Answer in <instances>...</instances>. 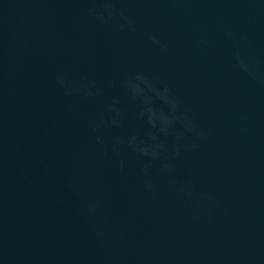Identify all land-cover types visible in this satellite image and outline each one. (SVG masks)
<instances>
[{"label": "water", "instance_id": "water-1", "mask_svg": "<svg viewBox=\"0 0 264 264\" xmlns=\"http://www.w3.org/2000/svg\"><path fill=\"white\" fill-rule=\"evenodd\" d=\"M0 264H264V0H0Z\"/></svg>", "mask_w": 264, "mask_h": 264}, {"label": "clouds", "instance_id": "clouds-1", "mask_svg": "<svg viewBox=\"0 0 264 264\" xmlns=\"http://www.w3.org/2000/svg\"><path fill=\"white\" fill-rule=\"evenodd\" d=\"M106 11H108L109 13H111V9L110 8H107L106 7ZM153 42L156 43V44H159V41L156 40L155 38H153ZM242 67H245V70L246 71L248 70L246 68V66H244L243 64H242ZM165 91L167 92L168 90L165 89ZM165 124H167V121H165ZM160 148H162V145H156L155 148L153 150H151V151H149L148 149H142L141 151H143L145 155H151L153 159L159 160L160 159V153H159V149ZM165 166L166 167H169V165H165Z\"/></svg>", "mask_w": 264, "mask_h": 264}]
</instances>
